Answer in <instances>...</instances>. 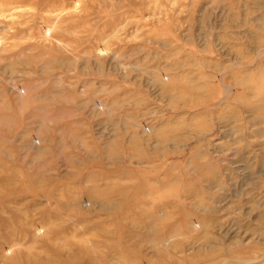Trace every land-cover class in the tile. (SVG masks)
Here are the masks:
<instances>
[{
  "label": "rangeland",
  "instance_id": "rangeland-1",
  "mask_svg": "<svg viewBox=\"0 0 264 264\" xmlns=\"http://www.w3.org/2000/svg\"><path fill=\"white\" fill-rule=\"evenodd\" d=\"M262 27L264 0H0V264H264Z\"/></svg>",
  "mask_w": 264,
  "mask_h": 264
},
{
  "label": "bare ground",
  "instance_id": "bare-ground-1",
  "mask_svg": "<svg viewBox=\"0 0 264 264\" xmlns=\"http://www.w3.org/2000/svg\"><path fill=\"white\" fill-rule=\"evenodd\" d=\"M263 28V27H262ZM264 29V28H263ZM256 37V36H255ZM260 38H261V36H260ZM258 39V38H257ZM259 40V39H258ZM264 71V70H263ZM162 80V79H161ZM264 84V82H262V85ZM253 85H255V84H253ZM257 86V85H256ZM252 88V87H251ZM166 90V89H165ZM264 90V89H263ZM255 93V92H254ZM253 93V94H254ZM18 94V93H17ZM228 94V93H227ZM258 95H260V94H258ZM256 96V95H255ZM261 101V100H260ZM259 103V102H258ZM260 104V103H259ZM263 116V115H262ZM157 133V132H156ZM158 134V133H157ZM156 135V134H155ZM35 144V143H34ZM1 182V181H0ZM4 182V181H3ZM10 182V181H9ZM6 183H7V181H6ZM96 198V197H95ZM88 203H89V201H88ZM87 207V206H86ZM194 224V223H193ZM199 227V226H198ZM15 228V227H14ZM40 229V228H39ZM197 229V228H196ZM40 232V231H39ZM38 232V233H39ZM74 233H75V231H74ZM40 235V234H39ZM50 243H51V241H50ZM164 244H166V243H164ZM14 246V245H13ZM63 247V246H62ZM67 248V247H66ZM7 251V250H6ZM75 251V250H74ZM69 253V252H68ZM4 254V253H3ZM29 254V253H28ZM27 260V259H26ZM46 260V259H45ZM28 262V261H27ZM50 262V261H49ZM242 262V261H241Z\"/></svg>",
  "mask_w": 264,
  "mask_h": 264
}]
</instances>
